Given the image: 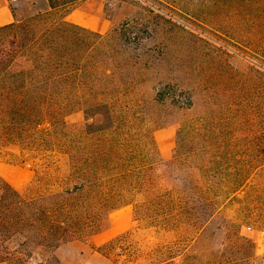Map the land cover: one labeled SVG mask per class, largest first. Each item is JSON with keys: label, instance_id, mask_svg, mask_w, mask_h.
Wrapping results in <instances>:
<instances>
[{"label": "rangeland", "instance_id": "rangeland-1", "mask_svg": "<svg viewBox=\"0 0 264 264\" xmlns=\"http://www.w3.org/2000/svg\"><path fill=\"white\" fill-rule=\"evenodd\" d=\"M2 3L15 19L48 9L47 0ZM72 11L106 22L100 31L85 29L104 38L97 48L107 63L103 67L115 70L126 83L132 78L126 86L132 87L135 103L113 106L120 126L104 138L117 139L121 145L106 149L118 150V163L133 170L126 179H117L132 184L124 200L133 204L96 211L86 233L29 263L152 264L169 254L165 247L171 239L169 231L151 227L141 211L155 199L154 185L168 176H192L187 167L196 164L190 155L195 148L204 150L197 157L209 159L211 154L220 163L237 166L239 156L256 147L246 144V59L247 47L260 46L257 52L264 55V0H80L65 14ZM98 119L87 120L82 109L64 118L70 132L85 131V124L98 129L105 124ZM22 153L18 147L0 148V179L37 196L51 182L42 164L52 166L49 158L54 157L23 161ZM230 155L237 156L226 160ZM156 160L165 163L154 171ZM238 165L246 166V161ZM36 175L43 180L35 183ZM182 256L178 264H264V167L222 206L199 242Z\"/></svg>", "mask_w": 264, "mask_h": 264}, {"label": "trees", "instance_id": "trees-1", "mask_svg": "<svg viewBox=\"0 0 264 264\" xmlns=\"http://www.w3.org/2000/svg\"><path fill=\"white\" fill-rule=\"evenodd\" d=\"M47 1V10L0 25V148L18 147L23 161L54 157L49 158L52 166L42 164L51 182L37 196L20 193L0 179V263L30 264L35 255L86 233L96 211L133 204L124 200L132 184L117 181L133 170L118 163V150L106 149L121 145L117 139L104 138L120 126L113 106L134 102L132 87L126 86L132 78L126 83L115 70L103 67L107 63L97 49L104 41L100 33L66 20L65 12L80 0ZM247 48L246 144L256 147L239 156L237 163L246 161V166L225 165L211 154L209 159L197 157L204 150L195 148L190 155L196 164L187 167L192 176H168L154 185L155 199L140 210L151 227L169 231L171 239L165 247L169 254L152 264H178L222 206L264 167V55L257 52L260 46ZM109 59L117 64L115 55ZM81 109L87 120L100 118L105 124L98 129L85 124L88 131L70 132L64 118ZM162 162L154 161L153 170ZM42 180L36 175L34 182ZM246 228L252 230L248 224Z\"/></svg>", "mask_w": 264, "mask_h": 264}, {"label": "crops", "instance_id": "crops-1", "mask_svg": "<svg viewBox=\"0 0 264 264\" xmlns=\"http://www.w3.org/2000/svg\"><path fill=\"white\" fill-rule=\"evenodd\" d=\"M66 20L70 23L78 25L83 28L89 27L91 30H102L106 27V22L103 21L100 17L88 15L83 12H70L66 15ZM14 21V16L9 10L8 5L5 3L0 4V25H7ZM93 22V27L89 26V22ZM0 264H4L3 262Z\"/></svg>", "mask_w": 264, "mask_h": 264}]
</instances>
